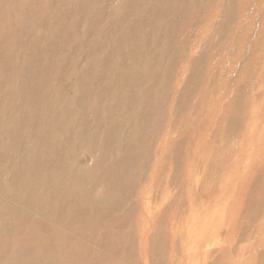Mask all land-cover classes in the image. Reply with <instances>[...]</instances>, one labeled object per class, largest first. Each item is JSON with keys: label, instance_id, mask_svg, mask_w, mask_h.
Here are the masks:
<instances>
[{"label": "rangeland", "instance_id": "374dc122", "mask_svg": "<svg viewBox=\"0 0 264 264\" xmlns=\"http://www.w3.org/2000/svg\"><path fill=\"white\" fill-rule=\"evenodd\" d=\"M0 41L3 68L42 66L38 120L0 77V264H264V0H0Z\"/></svg>", "mask_w": 264, "mask_h": 264}, {"label": "bare ground", "instance_id": "6f19581e", "mask_svg": "<svg viewBox=\"0 0 264 264\" xmlns=\"http://www.w3.org/2000/svg\"><path fill=\"white\" fill-rule=\"evenodd\" d=\"M22 40L24 41V39ZM10 44H14V43H11L9 41L7 45H10ZM4 45L6 44H3V42L0 41V50L5 48ZM0 54L2 53L0 52ZM3 59L5 61L7 59V56L5 55ZM2 64L3 63H0V77L4 73H6V71H8L10 74H13V72H17V74H20V78H21L20 88L23 89L24 95H23V103H20L19 106L23 107L24 105L28 107L27 109L25 108L26 110L24 111L26 116H29L31 120H34V119L38 120L36 117L37 111H38L36 104L42 101V94H41L42 92V87H41L42 85V66L37 67V66L26 65V66H21V68L19 69L17 68L6 69L5 67L3 68ZM10 109H12V107H10ZM10 109L8 108L5 114L12 113V110ZM21 121L20 120L17 121L19 127L23 126ZM30 121L28 120V122ZM86 130L87 132L85 131L82 133H84L86 136H89L92 132V129H86ZM59 146L60 144L57 147L58 151L56 149L51 151L52 156L56 155V153L57 154L59 153ZM41 147H42V140L39 141V149L37 151H34V149L36 148V142L33 141V144L29 146L28 151L24 155L25 157L22 156L19 158V164L16 166L17 170L14 173V174H17L19 177V179L15 183L16 187L14 188V193H15L14 196H15V199L22 200L23 203L22 205L18 206L19 207L18 210H13L14 214L12 217L18 216L21 219H29V220L34 221V223L30 224L29 227L24 226L21 223H13V224L8 223L7 228L2 229V233H4L3 235H6L9 241L13 242L14 244L26 231L29 230V232H33V231L38 232L40 230L38 222L40 221L39 216L42 215V174H41L42 173V148ZM106 148L107 146H105V150ZM67 150H69L68 153L71 159H74V158L77 159L82 152L80 148L72 149L71 147V148H67ZM109 152L111 151L108 150L107 154H109ZM107 154L105 153L104 156L107 157ZM28 155H31L30 158H27ZM35 155L38 156L39 161L35 159ZM4 158H5V155L2 153L0 155V159L2 160ZM27 160L28 161L33 160V161H31V164H30L28 163ZM81 164L82 162H78V165L76 166L80 167ZM21 181H24V184H26L25 187H22ZM51 190H53V188H50V191ZM9 245H13V244L10 242L8 243L6 241L4 244L0 245V250L1 249L6 250L7 248H9ZM103 252H105V250L93 252L94 257L91 260L90 264H98L97 260H99V257L102 256ZM40 257L41 256H39L38 258Z\"/></svg>", "mask_w": 264, "mask_h": 264}]
</instances>
